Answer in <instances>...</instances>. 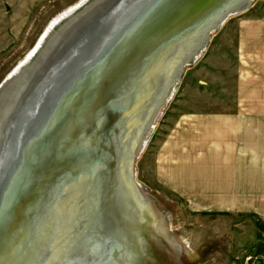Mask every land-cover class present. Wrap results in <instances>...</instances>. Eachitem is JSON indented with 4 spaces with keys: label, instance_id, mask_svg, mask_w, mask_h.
<instances>
[{
    "label": "bare ground",
    "instance_id": "bare-ground-1",
    "mask_svg": "<svg viewBox=\"0 0 264 264\" xmlns=\"http://www.w3.org/2000/svg\"><path fill=\"white\" fill-rule=\"evenodd\" d=\"M166 1L171 0L91 1L53 36L30 71L19 79L5 109H0V264L153 262L148 256L153 247L149 243L156 240L154 221L158 222L135 181V162L171 100L183 71L198 62L213 33L254 2L225 0L199 14L183 12L184 18L180 20H192L176 29L173 9L164 5ZM75 8L63 11L48 23L26 58L37 50L55 24ZM164 10L167 17L154 19ZM154 11L157 14L153 15ZM151 19H154L152 27ZM147 27L151 28L153 43L158 44L146 43L148 49L142 54L128 53L126 44L141 40ZM136 30L141 31L136 33ZM87 35H95L97 41L81 54L72 69L70 64L76 60L72 57L79 54V47L68 58L65 56L74 40L83 37L85 43L89 39ZM110 54L115 56V61L109 70L119 76L126 73L119 80L121 85L126 86V78L133 84L139 83L128 89L137 90L135 97L139 102L128 106L132 95L129 94L124 100V109L129 110H122L120 115L119 108L112 109L111 104L108 113L115 114L114 118L94 106L91 111L80 110L79 103H71L77 92L79 96L81 90L85 94L80 77L88 82L95 80L98 67L102 66L100 58ZM23 60L0 82V100ZM71 77L73 87H68ZM105 96L106 101L114 99L113 92ZM83 111L88 112L82 114ZM93 111L95 115L90 114ZM95 132L101 133L99 142L88 144L86 138ZM59 133H65V144L61 143L56 150L49 149L46 140L55 146ZM101 150L107 153L101 156ZM121 156L124 168L121 165L119 171L104 179L110 166L121 163ZM109 178L113 180L111 189L109 183L105 187ZM105 247H109L106 254L102 253Z\"/></svg>",
    "mask_w": 264,
    "mask_h": 264
},
{
    "label": "rangeland",
    "instance_id": "rangeland-1",
    "mask_svg": "<svg viewBox=\"0 0 264 264\" xmlns=\"http://www.w3.org/2000/svg\"><path fill=\"white\" fill-rule=\"evenodd\" d=\"M91 1L36 0L30 9L6 11L0 20V82L25 60L48 23L76 7L23 60L0 109L53 36ZM82 39L73 41L65 57L76 52ZM237 111L264 114V0H254L211 35L198 62L183 71L135 162V181L158 222L156 240L149 243L148 256L154 260L148 264H244L247 256L264 257V202L233 203L231 208L221 203L214 178L220 166V115ZM259 136L262 152L264 115Z\"/></svg>",
    "mask_w": 264,
    "mask_h": 264
},
{
    "label": "crops",
    "instance_id": "crops-1",
    "mask_svg": "<svg viewBox=\"0 0 264 264\" xmlns=\"http://www.w3.org/2000/svg\"><path fill=\"white\" fill-rule=\"evenodd\" d=\"M35 2L36 0H0V20L9 9L27 10ZM235 102L242 105L243 99ZM261 115L264 114L238 111L220 115V166L219 171L214 172V178L218 180L221 203H230L231 208L233 203L264 202V149L260 152L259 136ZM262 142L264 143L263 140ZM261 258L264 264V257Z\"/></svg>",
    "mask_w": 264,
    "mask_h": 264
},
{
    "label": "water",
    "instance_id": "water-1",
    "mask_svg": "<svg viewBox=\"0 0 264 264\" xmlns=\"http://www.w3.org/2000/svg\"><path fill=\"white\" fill-rule=\"evenodd\" d=\"M232 1V0H231ZM222 2H225V0H171V1H166L165 3H164V5H167V6H169L168 8L169 9H173V12H172V14H174L175 16H174V18H172V20H173V23H175V27H176V29H179V27H181V26H183L184 24H182L183 22H185V23H188L189 21H191V20H180V19H182V18H184V16L183 17H181V15H183L184 13L183 12H189V13H191V11H192V13H196L197 11V14H199L201 11H203V10H206V8H208L209 6H215V8H216V6L217 5H219V4H223ZM229 2V1H228ZM228 2H226L225 4H227ZM161 7V6H160ZM160 7L158 8V10L160 9ZM210 7V8H211ZM157 10V11H158ZM209 10V9H208ZM208 10L207 11H205V12H208ZM156 11V12H157ZM165 11H167V10H164V11H162L160 14H158L156 17L154 16V19H157L158 17H162L161 15H164L165 17H167V15L166 14H164L165 13ZM155 11H154V13H153V15H155V14H157ZM213 13V12H212ZM210 15V14H209ZM179 16V17H178ZM226 16H227V14L224 16V17H222V19L220 20V24L221 23H223V21L225 20V18H226ZM150 17H151V15H150ZM148 19V18H147ZM154 19H151V22H150V27H152V23H153V21H154ZM211 19V18H210ZM209 19V20H210ZM209 20H207V22H209ZM158 21H162V18H159V20ZM194 21V20H193ZM158 23V22H157ZM192 29V28H191ZM213 29H215V27L213 28ZM213 29H210L209 31H212ZM142 30V29H141ZM141 30H136V33H139ZM146 30H148L147 32H144L141 36H140V38H141V40H136L135 39V41H132V42H130V43H127L126 44V46H125V48H126V51L129 53V52H132L133 51V53H139V54H142L144 51H146L148 48H146L147 47V44H149V45H153L154 44V46L155 45H157L158 44V42L157 43H153V41L155 40L153 37H151L150 36V33H151V28L150 29H148V27L146 28ZM109 31H111V28L109 29ZM108 31V32H109ZM209 31L207 32V34L206 35H204L203 36V38L205 37V38H207V36L209 35ZM90 32V31H89ZM135 33V34H136ZM145 35V36H144ZM147 35V36H146ZM94 36L95 35H93L92 37H90L89 36V39H88V41L87 42H85L84 43V45L80 48L79 47V49H80V52H78L79 54H74V56L72 57L73 59L75 58L76 60H73V62H71V68L73 69V67L75 66V64L77 63V60L80 58V56H81V54L82 53H84V52H86L87 50H89V48L91 47V46H93V44L97 41L95 38H94ZM139 37V36H138ZM204 38V39H205ZM102 42V41H101ZM147 43V44H146ZM143 45H145V46H143ZM124 48V49H125ZM171 51H173V52H176V50H171ZM126 52V53H127ZM170 55H173V53L172 54H170ZM114 57L115 56H112L111 54L110 55H108V56H102L101 58H100V60H99V65H102V66H100V67H98L99 69H98V71H99V73L98 74H96V76L94 77L95 78V80H92L91 79V81L90 82H88L87 80H84V78L85 77H80V81H81V88L83 87V89H84V92H85V94L83 95L82 94V90H81V96H79V93L77 92V94L76 95H73V96H75V97H72V100H71V103L73 102V103H79L78 104V108L80 109V110H88V111H91L92 110V106H94L95 107V109L96 110H99L100 112H104V113H108L109 111H111L112 109H117V108H119V112H118V115H120V113H121V111L122 110H125V111H128L129 109H124V106L126 105L125 103H124V100L126 99V97H128L129 98V94H132L131 96H130V98H129V100L130 101H128V106L129 105H132V102H139V99H137V97H135L136 95H135V91H137V90H135L134 88V90L133 91H129L128 89H129V87H133V85H136V84H133V82H130V81H127V78L125 79L126 81L125 82H127V84H126V86L128 87H124L123 85H121V82H119V80L120 79H122V78H125L124 76H126V73H125V71L124 72H122L121 73V76H119V75H115V74H113L112 72H111V70H109V69H111V67L113 66V64H114V61H115V59H114ZM67 58H68V56H67ZM106 64V66H104ZM98 65V66H99ZM107 69H106V68ZM148 67V64L147 65H145V67L143 68V69H145V68H147ZM97 71V70H96ZM144 71V70H143ZM92 73H94V72H92ZM66 74V73H65ZM132 75H134V74H132ZM132 75L130 76V77H132ZM68 76H69V73H68ZM68 76H66V77H64L65 79H67L68 78ZM134 77V76H133ZM143 77H145V75L143 74ZM63 78V79H64ZM71 79V81H68V83H70V84H68V87H73L72 86V77L70 78ZM134 79H137V77L135 76L134 77ZM48 82V81H47ZM145 82V81H144ZM100 83V84H99ZM104 83H105V85H104ZM112 83H113V85H112ZM103 84V86H102V88H100L101 87V85ZM131 84V85H130ZM139 84V83H138ZM137 84V85H138ZM110 85H112V86H110ZM129 85V86H128ZM136 85V86H137ZM136 86H135V88H136ZM112 87V88H111ZM124 87V88H123ZM101 90H103L102 92H103V94H102V96H100V94L99 93H101ZM99 91V92H98ZM111 93V92H113L114 93V99L112 100V101H109V99L106 101V93ZM132 92V93H131ZM70 96V92L68 93V96H67V98H70L69 97ZM142 96V95H141ZM141 96H139V97H141ZM100 99V100H99ZM109 101V102H108ZM114 105V108L112 107V109H108L109 108V106L110 105ZM141 104V103H140ZM39 105V104H38ZM38 105L36 106V107H38ZM44 106V105H43ZM41 107V106H40ZM151 108H152V106H151ZM109 110V111H108ZM88 111H83L82 112V114L84 113H87ZM95 111H93V113L91 112L90 114H94L95 115ZM159 113V112H158ZM157 113V114H158ZM89 114V115H90ZM98 114V113H97ZM109 114V113H108ZM156 114V115H157ZM88 115V116H89ZM149 115H150V113H149ZM148 115V116H149ZM156 115H155V117H156ZM114 116H115V114L114 115H111V114H109V117L110 118H114ZM82 117V116H81ZM155 117L153 118V119H155ZM82 121H83V117H82V119H81ZM95 119H93V120H91V122H93L92 124L95 126L96 125V122L94 121ZM123 120H125V119H123ZM111 122H112V120H111ZM93 125H91V126H93ZM93 126V127H94ZM93 127H92V129H93ZM97 127L98 126H96L95 127V129L97 130ZM107 131V130H106ZM98 132V131H97ZM97 132H95L94 134L92 133V134H90L89 135V137L88 138H86V140L88 141L87 143L89 144V142L90 143H94V145L96 144V143H98L99 142V139H98V136H101V133L100 134H97ZM60 135H59V140H57V141H55V146H54V144H52L53 142H51L50 140H46L47 141V145H48V148L49 149H54V150H56V148H59V146L61 147V143H64L65 144V138H64V135H65V133L62 135V133H59ZM108 135V134H107ZM22 136V135H21ZM20 136V137H21ZM107 137V136H106ZM108 138V137H107ZM77 144V143H76ZM86 144V143H85ZM104 145V144H103ZM99 150V149H98ZM104 153H107L106 151H100L99 152V155H101V156H103L104 155ZM96 157V156H95ZM121 163L120 164H118L116 167H115V165L116 164H114L113 166H110L108 169H107V171H108V174L106 175V176H104V179H106V177H107V179H108V177H109V174H111V175H113V173H114V171H119V168H120V166L122 165V167L124 168V162H123V159H124V157H122L121 156ZM110 171V172H109ZM118 175H119V173H118ZM122 175H123V171H122ZM126 175V174H125ZM128 180V179H127ZM133 181V180H132ZM113 182V180L111 181V178H109V181H107L106 183H105V187H108V185H107V183H109L110 184V189H111V187L113 186L111 183ZM120 183H121V181H120ZM129 185V184H128ZM117 192V191H116Z\"/></svg>",
    "mask_w": 264,
    "mask_h": 264
},
{
    "label": "built area",
    "instance_id": "built-area-1",
    "mask_svg": "<svg viewBox=\"0 0 264 264\" xmlns=\"http://www.w3.org/2000/svg\"><path fill=\"white\" fill-rule=\"evenodd\" d=\"M244 264H262V258L260 256H247L244 259Z\"/></svg>",
    "mask_w": 264,
    "mask_h": 264
}]
</instances>
